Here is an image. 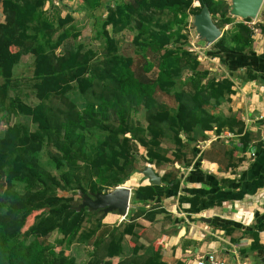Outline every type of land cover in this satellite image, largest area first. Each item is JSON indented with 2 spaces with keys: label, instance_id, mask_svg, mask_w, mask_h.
<instances>
[{
  "label": "trees",
  "instance_id": "trees-1",
  "mask_svg": "<svg viewBox=\"0 0 264 264\" xmlns=\"http://www.w3.org/2000/svg\"><path fill=\"white\" fill-rule=\"evenodd\" d=\"M64 1L0 0V264H186L167 261L142 220L171 223L174 234L164 197L177 196L188 214L209 205L182 193L201 160L233 175L215 177L219 190L261 184L264 172L245 176L260 167L264 143L231 96L238 81L264 85L253 46L256 30L264 38V7L252 20L230 15L227 0H75L93 31L82 40ZM203 4L222 31L204 51L215 71L190 45V17ZM146 164L160 184L143 175ZM135 172L143 179L119 222L75 209L82 194L126 185ZM208 224L225 236L238 226ZM263 230L264 215L245 229L251 250L264 249Z\"/></svg>",
  "mask_w": 264,
  "mask_h": 264
},
{
  "label": "crops",
  "instance_id": "crops-1",
  "mask_svg": "<svg viewBox=\"0 0 264 264\" xmlns=\"http://www.w3.org/2000/svg\"><path fill=\"white\" fill-rule=\"evenodd\" d=\"M263 7L264 0L260 10ZM254 39V53L260 55L258 70L264 78V38L259 30H256ZM231 98L232 109L239 112L241 116H248V122L245 124L249 130L258 132L260 136L264 135V85L254 81H238ZM215 138L216 136L212 135L208 145ZM252 151L254 152L253 148L246 153L248 158L254 157L250 155ZM258 156L256 164L260 167H255V171L248 172L245 178L264 172V149L258 151ZM246 167L245 163L239 169L245 171ZM249 173L250 177H248ZM220 176L232 177L233 175L218 172L217 164L210 160H201L198 167L186 172L185 180L182 181L184 192H181L189 194L199 192L208 198L209 205L204 204L203 208L196 213L188 214L183 211L177 205V196L169 194L162 199L165 209L173 213L178 221L177 231L174 234L170 232L174 229L171 223L167 222L162 226L160 223L150 224L142 220L147 227L146 236L154 238V246L160 248L167 261L187 256L186 264H194L198 259L213 254L227 264H231L228 260L229 256L234 264H264V249L251 250L249 247L251 239L244 233L256 218L264 215V178L261 184L255 187L247 184L241 189L232 190L235 188L233 186L227 190H219L215 177ZM218 198H224V202L221 206H214L212 203ZM110 216L113 217L109 220L104 218L103 221L115 223L121 220L117 213L111 212ZM201 218L227 220L238 226L232 236H225L221 229L213 228ZM162 230H165V233H161ZM230 237L236 240L233 241ZM259 242L264 245V230L259 232Z\"/></svg>",
  "mask_w": 264,
  "mask_h": 264
},
{
  "label": "water",
  "instance_id": "water-1",
  "mask_svg": "<svg viewBox=\"0 0 264 264\" xmlns=\"http://www.w3.org/2000/svg\"><path fill=\"white\" fill-rule=\"evenodd\" d=\"M263 0H230L229 14L240 18L256 19ZM192 24L199 38L205 41L206 46L215 42L221 36V29L214 23L210 11L206 4L192 18ZM143 175L153 184H160L161 179L155 173L151 165L146 164L142 170ZM131 188L126 185L102 190L101 192L82 194L81 202L76 206V210L87 207L88 210H100L102 217L109 212H116L121 219L125 218L130 207ZM209 223L210 218H201Z\"/></svg>",
  "mask_w": 264,
  "mask_h": 264
},
{
  "label": "rangeland",
  "instance_id": "rangeland-1",
  "mask_svg": "<svg viewBox=\"0 0 264 264\" xmlns=\"http://www.w3.org/2000/svg\"><path fill=\"white\" fill-rule=\"evenodd\" d=\"M229 3H230V0H227ZM64 3H66L67 5H70V7L72 8H76L75 9V23L77 25V27L80 28V30H82V40H84L86 37V35H93V31H92V26L90 24V22L88 21V17H86L84 15V12L83 10L79 7V5H77V1L75 0H65ZM64 13V11H62ZM103 12V10H101V13ZM98 13V12H97ZM192 16L190 17V19L192 20ZM239 19V18H237ZM189 33H190V45H191V48L192 49H197L198 51V58L201 60L202 64L205 66V67H208L210 68L211 70L215 71L217 69V66H218V60L217 59H212V58H207L205 55H204V51L206 49H209V46H206L205 44V41L201 38H199V36L197 35L196 31L194 28H190L189 29ZM126 39H129V34H127L126 36ZM95 44L98 43V41H93ZM26 68V67H24ZM23 74H30L29 73V68L25 69L23 71L22 67H21V70L19 71ZM241 116V115H240ZM138 117H142L141 114H138ZM141 120H143V118H141ZM3 126H1L2 128ZM51 172L54 174V171L51 170ZM52 174V175H53ZM143 179V176L141 175V173L139 172H135L131 175L130 179L126 182V185L130 186V188L132 189L133 187H135L138 183L141 182V180ZM147 181V180H146ZM110 213H107L104 218L106 220H109V218H112L113 216H110ZM175 214V213H174ZM103 218V219H104ZM179 219V218H178ZM180 222V221H179ZM225 255V254H224ZM229 258H231L229 256ZM231 264H234L233 261H231V259H229Z\"/></svg>",
  "mask_w": 264,
  "mask_h": 264
},
{
  "label": "built area",
  "instance_id": "built-area-1",
  "mask_svg": "<svg viewBox=\"0 0 264 264\" xmlns=\"http://www.w3.org/2000/svg\"><path fill=\"white\" fill-rule=\"evenodd\" d=\"M215 59V58H214ZM242 118L244 119L245 123L248 122V116L244 115L242 116ZM223 136H227L230 137L231 134L229 132H224L222 134ZM260 139L262 140V142L264 143V135L260 136ZM209 140H207L206 142L202 143L199 145L200 148H204L208 145ZM251 156H254V152H250ZM194 264H227L223 259L216 257L213 254H209L205 257H202L200 259H198Z\"/></svg>",
  "mask_w": 264,
  "mask_h": 264
}]
</instances>
